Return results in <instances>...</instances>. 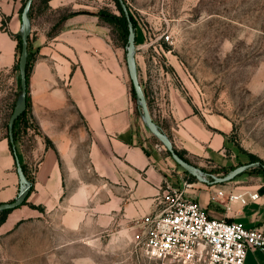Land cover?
Listing matches in <instances>:
<instances>
[{
    "label": "crops",
    "instance_id": "crops-1",
    "mask_svg": "<svg viewBox=\"0 0 264 264\" xmlns=\"http://www.w3.org/2000/svg\"><path fill=\"white\" fill-rule=\"evenodd\" d=\"M25 1L0 0V89L3 95L10 92V104L20 92L16 37L22 31ZM37 1L29 17L35 53L29 96L31 120L38 132L27 128L18 146L20 160L33 173V190L26 203L44 210L55 208L68 191L67 178L75 177L78 215L81 212L95 228L112 226L122 232L144 216L160 212L170 188L197 202L212 219L264 232V175L239 172L216 182L230 172L218 171L209 174L210 179L192 180V174L153 144V133L131 93L126 47L113 42L111 31L119 37L118 28L104 21L100 11L73 9L63 15V8L74 0ZM133 32V50L141 51L147 45L146 34L137 23ZM169 79H162L165 90L155 92L159 101L155 112L166 122L160 129L173 149L188 161L197 160L200 168L231 165L225 159L231 124L215 114L200 113ZM138 80L146 99V77ZM19 190L13 152L7 136H2L0 204L16 199ZM220 191L222 197L217 195ZM241 193H258L259 198L247 199L244 205L228 202L230 194ZM21 208L33 211L27 205ZM245 264H264V251L248 250Z\"/></svg>",
    "mask_w": 264,
    "mask_h": 264
},
{
    "label": "rangeland",
    "instance_id": "rangeland-1",
    "mask_svg": "<svg viewBox=\"0 0 264 264\" xmlns=\"http://www.w3.org/2000/svg\"><path fill=\"white\" fill-rule=\"evenodd\" d=\"M124 2L146 34L147 45L133 50L132 58L139 86L138 77H146L145 105L157 130L162 133L166 122L155 112L159 105L155 92L166 89L162 79L169 77L200 113L215 114L231 124L225 153L231 165L200 168L197 160L189 159L197 168L196 175L210 179L208 175L218 171L258 174L264 170V0ZM73 9L120 15L114 0H74L62 14ZM111 33L114 44L124 46L117 32ZM1 94L0 137L8 138L11 95L9 91ZM136 104L142 112L137 99ZM152 141L169 154L154 134ZM252 156L262 163L252 162ZM67 181L68 191L55 208L33 209L27 203L33 211L25 212L23 205L10 210L0 224V264H150L133 241L132 228L136 230L137 225L122 232L112 226L95 228L75 211L77 180Z\"/></svg>",
    "mask_w": 264,
    "mask_h": 264
},
{
    "label": "built area",
    "instance_id": "built-area-1",
    "mask_svg": "<svg viewBox=\"0 0 264 264\" xmlns=\"http://www.w3.org/2000/svg\"><path fill=\"white\" fill-rule=\"evenodd\" d=\"M169 39L164 36L165 41ZM258 198V193H241L227 199L244 205L247 199ZM163 204L160 212L140 219L133 234L135 245L150 264H245L248 250L264 251L263 231L212 219L181 192L168 188Z\"/></svg>",
    "mask_w": 264,
    "mask_h": 264
},
{
    "label": "water",
    "instance_id": "water-1",
    "mask_svg": "<svg viewBox=\"0 0 264 264\" xmlns=\"http://www.w3.org/2000/svg\"><path fill=\"white\" fill-rule=\"evenodd\" d=\"M120 7L123 10V13L128 21V30H129V36H128V45L126 46L127 50V62L129 66V70L132 77V84L135 91L137 102L141 104L142 107V113L143 116L147 122V125L149 129L152 131V133L159 138L164 145L166 146L167 151L169 152L172 159L185 171L188 173L197 176L199 180H204L203 177H199L197 174V168L194 166L184 162L174 151L173 146L169 139L163 135L161 132L157 130V127L152 122L150 113L148 111L147 106L145 105V99L143 96V93L141 91V88L136 80L135 71H134V64H133V41H134V32H133V26L129 20V11L127 8V5L125 4L124 0H117ZM34 0H26L22 11H21V22H22V31L20 34L21 38V50L18 58V73L20 78V94L18 97V100L16 101L15 108L13 112L11 113L8 123H7V131H8V140L12 144L13 150H15L14 146V138H13V126L16 121V119L25 111L26 109V93H27V82H26V61H27V51H28V38H29V32H30V25H29V10L31 5L33 4ZM13 156L16 163V169L18 177L20 178V191L16 199H14L11 202L8 203H1L0 204V213L7 211V210H14L18 207H20L27 199L29 195V183L26 180V178L23 176V173L21 171V166L19 159L16 155V152L13 151ZM259 163H255V165H258ZM250 166V165H249ZM264 168V166H263ZM241 172L240 169H236L233 171H230L227 176L223 178H217L215 179L216 182H223L231 179L234 177L237 173ZM23 186L25 189H23Z\"/></svg>",
    "mask_w": 264,
    "mask_h": 264
},
{
    "label": "trees",
    "instance_id": "trees-1",
    "mask_svg": "<svg viewBox=\"0 0 264 264\" xmlns=\"http://www.w3.org/2000/svg\"><path fill=\"white\" fill-rule=\"evenodd\" d=\"M46 1L47 0H45L44 2H46ZM114 2H115V5H116L118 11L120 12L119 16H116L113 14H107L104 12H101V13L106 16V20L108 22H110L111 24L115 25L118 28L119 33H120L119 39L122 41L124 47H126L128 45V36H129L128 21H127L125 15L123 13L122 8L120 7V5L118 3V1L114 0ZM32 8H33V4L31 5L30 10H29V17L31 15ZM129 20H130L132 26L136 27V21L134 20L132 14L130 12H129ZM16 40H17V52L19 54L20 50H21V38H20V36H17ZM34 60H35V53H33V51H32V46H31L30 40L28 38V51H27V61H26V82H27L26 109L16 119L14 126H13V138H14L13 144L15 146V150H13L12 144L10 142H9V146H10V149L12 152L13 151L16 152V155L19 159L23 176L26 178V180L29 183V194L33 190V177L28 176V174H27L28 169L20 160L19 153H18V146H19V140L21 137V133H25L27 128H32L35 130V132H38V127L31 120V104H30V96H29V77H30V72H31ZM16 69L18 70V61L16 63ZM131 93H132L133 98L135 99L136 95H135V91H134L133 86L131 87ZM15 104H16V100L10 105L11 113L13 112V110L15 108ZM47 145L51 146V143L49 141H47ZM174 151L184 162L189 164V161L184 157V155L181 152H179L175 149H174ZM251 161L252 162L259 161L262 163V161H260L258 158L253 157V156L251 157ZM258 172L264 175V170H259ZM25 204H27L26 201L22 205H25ZM31 207L33 209L37 208L39 210H42L41 207H35V206H31ZM9 212H10V210H7V211L0 213V224H2L4 222L5 217Z\"/></svg>",
    "mask_w": 264,
    "mask_h": 264
}]
</instances>
